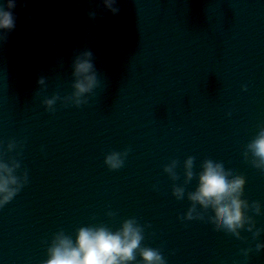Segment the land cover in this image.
<instances>
[{
  "label": "water",
  "instance_id": "1",
  "mask_svg": "<svg viewBox=\"0 0 264 264\" xmlns=\"http://www.w3.org/2000/svg\"><path fill=\"white\" fill-rule=\"evenodd\" d=\"M114 7L116 15L105 0H16V28L0 33V161L18 162L24 184L0 209V264H44L58 232L75 239L81 227L115 231L127 219L167 264H264V209L251 207L264 206V171L245 155L264 128V0ZM83 52L99 85L77 106L72 64ZM113 151L127 153L116 171L104 164ZM189 157L194 173L213 160L246 178L252 232L221 230L213 207L180 219L197 186L195 176L185 182ZM172 161L175 179L164 172Z\"/></svg>",
  "mask_w": 264,
  "mask_h": 264
},
{
  "label": "clouds",
  "instance_id": "2",
  "mask_svg": "<svg viewBox=\"0 0 264 264\" xmlns=\"http://www.w3.org/2000/svg\"><path fill=\"white\" fill-rule=\"evenodd\" d=\"M115 0H105V7L116 15L119 9L114 7ZM16 0H7L0 4V33H10L16 28V16L13 10ZM0 39H3L0 36ZM74 77L72 100L79 106L86 103L82 97L93 92L98 87L99 81L91 52H83L76 57L72 64ZM37 85H44L43 77L36 81ZM57 97L45 100L44 106L50 109L55 105ZM9 150L14 145L10 144ZM247 153H251V164L254 168L264 171V128L256 135L255 139L247 145ZM127 153L113 151L104 157V164L110 171H116L124 166V157ZM177 161H172L165 166L164 172L173 179L176 178L175 169ZM20 167L18 162L12 164L0 161V208L7 205L24 186L15 175ZM185 182L197 178L196 189L188 194L191 202L187 213L180 219L192 221L198 219L196 205L201 208L213 207L218 214L221 230L240 237V230L249 225L247 231L252 232L254 224L250 217L245 215L250 208L247 200L243 199L247 180L242 175H237L234 169L226 164L213 160H205L200 171L194 173V158L189 157L183 163ZM27 183V175L24 177ZM173 196L177 200L184 198V189L175 187ZM257 215L262 214L264 206L258 202L252 205ZM145 229L135 219L124 220L115 231L105 226L81 227L76 231L75 239L58 232L47 249V260L44 264H167L166 259L159 249L142 246ZM259 235V232H256ZM264 250V244L257 245V251Z\"/></svg>",
  "mask_w": 264,
  "mask_h": 264
},
{
  "label": "snow or ice",
  "instance_id": "3",
  "mask_svg": "<svg viewBox=\"0 0 264 264\" xmlns=\"http://www.w3.org/2000/svg\"><path fill=\"white\" fill-rule=\"evenodd\" d=\"M0 209H3V208H0Z\"/></svg>",
  "mask_w": 264,
  "mask_h": 264
}]
</instances>
